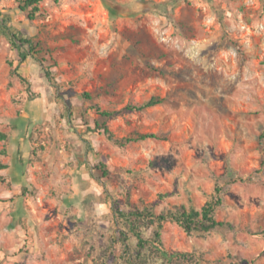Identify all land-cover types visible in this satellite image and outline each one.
Segmentation results:
<instances>
[{
  "label": "rangeland",
  "instance_id": "374dc122",
  "mask_svg": "<svg viewBox=\"0 0 264 264\" xmlns=\"http://www.w3.org/2000/svg\"><path fill=\"white\" fill-rule=\"evenodd\" d=\"M18 2L0 18L34 49L0 30V264H264V0H42L33 21ZM215 188L223 226L164 222L149 259L155 224L136 258L114 208L199 210Z\"/></svg>",
  "mask_w": 264,
  "mask_h": 264
},
{
  "label": "trees",
  "instance_id": "16d2710c",
  "mask_svg": "<svg viewBox=\"0 0 264 264\" xmlns=\"http://www.w3.org/2000/svg\"><path fill=\"white\" fill-rule=\"evenodd\" d=\"M42 0H19L18 9L26 14V18L30 21L37 19L40 16L39 4ZM139 2V1H138ZM135 2L133 4H138ZM108 8L110 13L115 14L118 12V6L114 4H108ZM160 6V5H159ZM128 8V7H127ZM155 12H159V9H154ZM9 22V18L7 16H2L0 18V30L9 34L11 37V42L13 44H18L19 46H27V52H30L34 49L33 43L25 38H19L14 33H11L10 27H7V23ZM18 46V47H19ZM19 48H17L18 50ZM19 53V51H18ZM19 56L24 59L26 54L19 53ZM84 96L88 97L86 93ZM162 102V99L158 97H151L145 104L140 107H125L126 111H142L151 107H154ZM97 114L106 119L114 117L115 115H119L120 111L117 112H108V111H100L96 110ZM103 130V134L107 137L108 140L114 142L119 146H124L128 143L144 141L146 139H157L156 134H137L135 137H125L122 139H118L114 136V134L108 129V127L104 124L100 126ZM5 135L0 133V140H4ZM1 169H5L4 166L0 165ZM215 194L212 196L210 200H208L199 210L195 208H190L186 210L184 207L181 208V211L176 212H167L164 215H155L150 212L149 209L135 207L132 204H129V211L127 213H122L114 208V213L117 217L122 218V225L125 227L127 233L132 235L136 239V258H139L141 255V251H143L147 247V243L143 238L142 230L147 229L156 224L157 232L155 233V240L149 241L148 247V257L149 259L156 257H162L164 253V247L160 240L159 231L162 228V224L164 222H173L179 227L183 229V231L189 235L193 231L209 233L217 227L223 226V223L218 222L214 217V211L217 206L221 204V198L217 197V193L220 192L219 188L214 189ZM121 238H125L124 232L119 233ZM141 264V263H140Z\"/></svg>",
  "mask_w": 264,
  "mask_h": 264
},
{
  "label": "crops",
  "instance_id": "0c3cea01",
  "mask_svg": "<svg viewBox=\"0 0 264 264\" xmlns=\"http://www.w3.org/2000/svg\"><path fill=\"white\" fill-rule=\"evenodd\" d=\"M76 165H79V164H76ZM87 166L88 165H83V168L81 170L82 172H78V175L76 177H74L73 181H72V187L74 190L72 195H73V197L77 196L76 198H78L80 193H82V197H81L80 201H84V198H85L87 192H91L90 187H89L90 186V176H89L88 172H85V169ZM80 183L82 184V187H80L82 189H79ZM76 215L78 218H81L84 216L81 211H78L76 213Z\"/></svg>",
  "mask_w": 264,
  "mask_h": 264
}]
</instances>
